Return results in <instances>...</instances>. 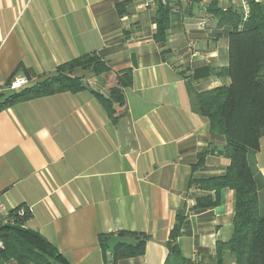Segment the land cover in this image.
<instances>
[{"label": "crops", "instance_id": "obj_1", "mask_svg": "<svg viewBox=\"0 0 264 264\" xmlns=\"http://www.w3.org/2000/svg\"><path fill=\"white\" fill-rule=\"evenodd\" d=\"M156 2L0 0V83L23 76L28 86L90 53L113 72L132 71L128 113L116 124L89 89L0 109V200L30 207L24 227L71 264H108L124 239L113 235L102 251L98 235L121 230L146 240L141 255L116 264H219L217 243L233 233L234 191L223 188L218 205L197 209L214 192L189 181L221 176L230 161L224 136L196 106L198 92L229 83L216 71L228 63L230 28L218 26L210 7L244 15L248 0H169L163 43L154 39ZM93 87L107 91L100 77ZM253 161L263 212L264 135ZM178 214L175 253L168 242ZM220 264H236L234 254L225 251Z\"/></svg>", "mask_w": 264, "mask_h": 264}, {"label": "trees", "instance_id": "obj_2", "mask_svg": "<svg viewBox=\"0 0 264 264\" xmlns=\"http://www.w3.org/2000/svg\"><path fill=\"white\" fill-rule=\"evenodd\" d=\"M249 11L241 15L234 8L225 10L216 6L210 11L218 18V26H228V63L219 68V77H228L229 83L202 90L196 95L198 113L207 119L209 129L225 138L229 164L221 176L206 179L190 178L189 186L214 192L196 200L195 208L205 209L220 202V191H234L233 233L227 242L216 246L218 263L225 251L234 254L236 264H264V211L258 200L260 175L253 156L264 135V0H248ZM171 6L169 0H157L154 13L156 29L154 39L166 40ZM86 74L95 79L87 80ZM103 78L106 92L94 89L98 78ZM132 82V71L113 72L95 53L84 54L59 64L53 73L18 90L0 95V109L36 97L61 92L76 93L89 89L104 107L108 118L116 124L128 113L124 89ZM204 154L192 170L201 165ZM16 219L14 224L0 221V264L10 259L17 264H71L49 241L39 233L25 228L29 218ZM184 217L176 216L169 236L168 247L178 252L176 239ZM116 235L124 240L112 246V264L119 259L141 255L146 236L126 230L99 233L102 251L110 247V238Z\"/></svg>", "mask_w": 264, "mask_h": 264}, {"label": "built area", "instance_id": "obj_3", "mask_svg": "<svg viewBox=\"0 0 264 264\" xmlns=\"http://www.w3.org/2000/svg\"><path fill=\"white\" fill-rule=\"evenodd\" d=\"M164 2V0H162ZM227 9L226 6H223L222 10ZM203 25V24H202ZM28 83V79L21 76V77H14L8 80L7 82L0 83V95L5 92L15 91L24 86ZM27 213H31V208L28 206H16L12 209H8L5 204L0 200V221L3 223L14 224L16 219L23 218ZM0 246L2 243L0 241Z\"/></svg>", "mask_w": 264, "mask_h": 264}, {"label": "water", "instance_id": "obj_4", "mask_svg": "<svg viewBox=\"0 0 264 264\" xmlns=\"http://www.w3.org/2000/svg\"><path fill=\"white\" fill-rule=\"evenodd\" d=\"M108 264H112V256L111 255H109V257H108Z\"/></svg>", "mask_w": 264, "mask_h": 264}, {"label": "rangeland", "instance_id": "obj_5", "mask_svg": "<svg viewBox=\"0 0 264 264\" xmlns=\"http://www.w3.org/2000/svg\"><path fill=\"white\" fill-rule=\"evenodd\" d=\"M86 76H88V74H86ZM43 78H44V77H43ZM43 78H41V79H43ZM41 79H40V80H41Z\"/></svg>", "mask_w": 264, "mask_h": 264}]
</instances>
